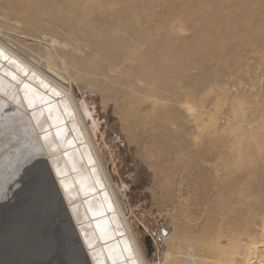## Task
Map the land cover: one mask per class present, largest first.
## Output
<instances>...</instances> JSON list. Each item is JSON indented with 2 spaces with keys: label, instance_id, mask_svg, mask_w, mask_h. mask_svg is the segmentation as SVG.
<instances>
[{
  "label": "rangeland",
  "instance_id": "obj_1",
  "mask_svg": "<svg viewBox=\"0 0 264 264\" xmlns=\"http://www.w3.org/2000/svg\"><path fill=\"white\" fill-rule=\"evenodd\" d=\"M0 42L72 90L146 264L264 242V0H0ZM28 140L0 131V264H76Z\"/></svg>",
  "mask_w": 264,
  "mask_h": 264
},
{
  "label": "bare ground",
  "instance_id": "obj_2",
  "mask_svg": "<svg viewBox=\"0 0 264 264\" xmlns=\"http://www.w3.org/2000/svg\"><path fill=\"white\" fill-rule=\"evenodd\" d=\"M48 56V68L57 70L53 55ZM58 58L66 64L61 55ZM60 84L39 64L20 59L0 42V90L8 93L3 94L6 99L0 97V131L14 139L28 138L34 147L49 191L43 208L55 213V230L63 243L74 246L76 264H146L80 106L72 90ZM248 219L246 228L225 245L228 256L242 253L243 234L257 222L255 217ZM194 246L187 251L185 264H198L199 250ZM246 249L242 264H264V242L250 241ZM218 255L211 245L203 253L210 260L239 264L233 257L229 261Z\"/></svg>",
  "mask_w": 264,
  "mask_h": 264
},
{
  "label": "water",
  "instance_id": "obj_3",
  "mask_svg": "<svg viewBox=\"0 0 264 264\" xmlns=\"http://www.w3.org/2000/svg\"><path fill=\"white\" fill-rule=\"evenodd\" d=\"M146 243H147V246L149 248V252H151L150 251V237L149 236L146 238Z\"/></svg>",
  "mask_w": 264,
  "mask_h": 264
}]
</instances>
